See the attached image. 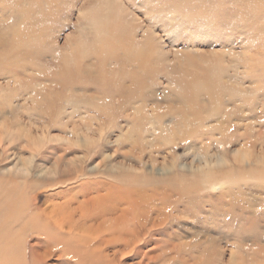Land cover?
Listing matches in <instances>:
<instances>
[{"label":"rangeland","instance_id":"obj_1","mask_svg":"<svg viewBox=\"0 0 264 264\" xmlns=\"http://www.w3.org/2000/svg\"><path fill=\"white\" fill-rule=\"evenodd\" d=\"M1 1L0 168L7 164L5 156L15 154L19 167L27 169L37 149L50 158L46 165L50 170L53 157L65 149L69 161L87 158L83 167L88 176L53 188L40 183L29 194L34 197L33 208L52 210L69 197L70 187L84 181L112 184L104 175L112 164L146 176L152 175L151 167L175 165L170 175L183 180L192 174L186 169H208L217 161L216 171L230 179L219 177L218 188L202 185L188 196L193 203L187 211L181 212L187 199L174 211L177 198L169 193L163 215L168 221L154 234L162 245L168 238L164 233L169 235L168 246L151 243L136 247L135 253L130 247L116 256L109 249L100 263L99 259L91 263L264 264V26L259 20L264 17V0H214L215 4L206 0L199 9L204 16L182 26L177 37L163 30L184 25L192 16H182L183 7L177 8L180 13L172 15L176 17L172 24L168 13L174 0ZM247 5L260 11L251 20H257L262 33L239 31ZM147 37L156 42L155 57L146 61L152 74L137 85L132 78L145 75L125 61L122 49L132 51L133 43ZM78 65L89 66L88 77L74 75ZM67 83L72 86L69 92L60 88ZM138 90L145 95L141 100L121 98ZM210 93L219 99L209 100ZM190 101L198 102L196 121H186L180 114ZM89 142L91 147L85 150L82 146ZM4 148L6 155L1 152ZM51 175L59 176L54 171ZM180 183L183 187L190 181ZM191 184L200 186L196 181ZM153 190L155 186L146 187L148 195ZM160 190L156 193L163 194L166 188ZM155 206L163 207L160 200ZM16 232L23 235L16 245L26 248L25 264L32 262L34 251L47 256L36 264H78L82 257L79 250H65V244L44 241L42 235ZM193 246L198 250L191 256L198 259L186 256L189 260L180 263V252Z\"/></svg>","mask_w":264,"mask_h":264},{"label":"bare ground","instance_id":"obj_2","mask_svg":"<svg viewBox=\"0 0 264 264\" xmlns=\"http://www.w3.org/2000/svg\"><path fill=\"white\" fill-rule=\"evenodd\" d=\"M175 1L176 0L173 2V4H175L173 5L175 9L173 8V10L168 13L171 15L170 20L173 22L172 24H174V21H176V17L172 15L176 16V14L178 15L180 13H177V8L182 9L183 7L182 16L190 14L192 19L182 23L184 25H172V30L169 28L168 30H163L165 32L169 31L168 35L171 34L172 36L178 34V32L181 35V31H183L181 28L182 26L187 27L193 25V23H197L200 17L204 16V13H202L199 9L202 8L204 4H207L206 0H185L181 5L179 2L175 3ZM1 2L3 3V0ZM243 11L244 13L242 14L244 16V25L239 29V31H244V29L245 31H250L251 29L259 31V24H256L257 20H255L256 22H253L251 19H253L255 16L259 17L261 15L260 11H256L255 8L250 10V5L245 7ZM225 17L226 16H224V18ZM260 17L259 20L263 22L264 26V17ZM259 32L262 33L263 31ZM146 40L147 41L145 42L133 43L134 45L129 43L132 44L134 48L132 51L127 47L126 50L122 49V51L124 50L123 55L126 57L125 61H127L129 65H135L137 70L145 75V78L142 76L137 80L132 78L133 82L135 81L137 85L146 82V78L148 79V77H150L152 74V71H148L149 64L147 62H149L150 58L155 57L156 42L154 41L153 37H147ZM12 45L14 46V44ZM136 46H138V48ZM71 54H73V52H71ZM24 55L29 56L31 55V52H25ZM161 55L162 52H159L158 57L160 58ZM106 56L110 57V52L106 54ZM89 70L91 69H89L88 65H78V69L74 75L76 77L77 75H86V77H88ZM138 76L139 75H136V77ZM190 84L191 81L187 83V89L189 88ZM71 87L72 86L69 85V83L65 84V87H61L60 85V88H63L66 91L70 90ZM208 95L210 96L209 100L219 99L217 94L210 93ZM142 96L145 97V95H143V93L138 90L133 95H125L121 98L134 99L137 97L138 99L142 98ZM197 96L198 94L196 97ZM66 100L69 99L67 98ZM58 102L60 103V101ZM197 104L198 102L191 103V101L188 104H184V110L180 112V114L183 115L182 119L186 120L187 118L194 119L196 121L198 115L194 108ZM53 109L54 108H52L51 111ZM161 128L162 127H160V129ZM198 138L200 139L199 136ZM81 140L83 142V139ZM85 140L86 139H84V141ZM91 144L92 143H85L82 147L87 150L91 147ZM6 150L7 149L4 148L1 150V152L4 153ZM65 151L66 149L61 155H57L56 158L53 157V170H50L46 167L50 158L48 156L41 155L40 149H37V155L33 156L29 162L28 168L25 170L19 167L20 162L18 158L14 157L15 154H12L13 156L7 155V157H4L5 160H7V164L0 168V264H25L26 258L24 257V254L26 253V248L23 245L21 246L20 243L19 246L16 245L18 242H21L20 239L23 235H18L16 232L17 230L24 233V236L29 235L30 237L31 235H34V237H37L42 235L44 237V241L50 239L57 245L65 244V250H79L77 251V254L81 255L82 257H78L80 258L78 260V264H92V259H99L98 261L100 263L103 258L107 257L102 255V253L109 249H113V255L116 256L122 250L126 251L125 249L130 247L135 253L137 251L136 247L142 248L144 246L150 245L151 243H157V245H161L162 248L166 247L169 244V235L161 232L162 234L164 233L166 237H168L167 240L164 241L165 243L162 245L161 241H158L154 234L158 229H162L164 224L168 221L163 218V215L164 213L166 214V209L169 207V193L171 192V194L177 198L174 211H179L176 207L180 202L182 203L186 199L188 200L185 201L186 203L181 210V212H183L187 211L186 208H190L193 203L192 200L189 201L188 196L190 194L199 192V190H202V185L209 184L208 188H218L219 183L217 182L219 177L222 179H230L229 174H223L222 172L216 171L218 165L217 161H215L213 164H210L208 169L193 166L190 168L187 167L188 169H186V171L191 172L192 174L190 175V179L185 178L187 177L185 176L183 177V180H180V175L178 174L170 175V171L172 169H176V167H174L175 165H172L171 167H165L161 170L151 167L149 174L152 175L146 176L145 174H136V172L132 171L131 169L129 170L125 168L124 165L116 167L112 164L108 170H104V175L112 179V184L103 181H84L79 185L70 187L67 190L69 197L61 204L53 205L52 210L47 211L46 209L38 210L33 208L34 197L32 195L29 196V194L30 192L32 193L35 191L36 188L40 187L42 184L51 188L63 185H73L80 177L89 175V171L85 170L83 167V164L86 162L87 158L79 157L77 159V163H74L73 160H67L65 156L69 155V153L66 154ZM0 155H2V153ZM205 161L208 162L209 160ZM181 167L184 168V165ZM90 169L91 171L93 170V168ZM26 170L27 172L25 173L24 171ZM53 171L59 174L57 178H52L51 173ZM156 175H162L164 178L159 180L157 179ZM184 180H186V182L190 181V183L185 184L182 187L180 186V184H182L180 182ZM195 181L199 182L200 186H198V184L197 186L191 184L192 182L195 183ZM150 186L156 187V190L152 191V195H148L146 193V187ZM161 188H166V191L163 192V194H157L156 192H161ZM74 191H77L75 192L76 196L71 195V193ZM166 192L168 194H164ZM55 195L57 196L58 193H55ZM156 195H158L157 198L155 197ZM156 200H160L161 205L163 206L162 209L155 206ZM75 205L76 207H74ZM152 213L155 214V217L153 218H151ZM49 231H51V233H49ZM197 245L201 246L202 244L199 243ZM170 246H173V244L170 243ZM191 248L192 249L187 253H184L186 252L185 250L180 252V256L178 258L180 263H186V261L189 260L186 256L190 257L194 249L198 250L196 246ZM203 251L204 250H202V253H204ZM61 255L62 254H60V256ZM31 257H33L32 262L30 261L31 264H36L37 262L43 261L47 256L44 253L40 255L34 251L32 252ZM191 259L195 260L198 258L192 255ZM26 262L28 264L30 263L28 261ZM108 264H111V261Z\"/></svg>","mask_w":264,"mask_h":264}]
</instances>
